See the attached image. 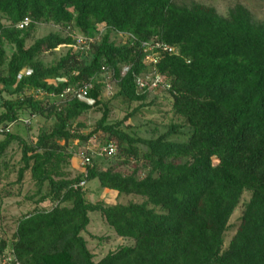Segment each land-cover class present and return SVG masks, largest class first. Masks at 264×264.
Here are the masks:
<instances>
[{
    "label": "trees",
    "instance_id": "trees-1",
    "mask_svg": "<svg viewBox=\"0 0 264 264\" xmlns=\"http://www.w3.org/2000/svg\"><path fill=\"white\" fill-rule=\"evenodd\" d=\"M25 19L30 24L21 30ZM39 24L69 32L27 47ZM99 26L104 32L96 39ZM116 33L135 41L121 45ZM77 35L92 40L88 51L73 50ZM154 37L176 51L157 66L174 119L165 133L147 140L121 126L159 99L149 100L135 83L147 71L139 42ZM5 46L12 48L9 55ZM59 48L67 51L57 61L41 60ZM27 70L32 74L25 76ZM106 75L116 85L111 99L135 106L114 124L108 123L109 100L102 98ZM60 77L67 83L55 84ZM83 84L92 85V105L60 99L66 88ZM0 97V159L13 143L21 152L16 181L0 189V202L27 172L38 197L35 209L16 220L11 246L20 264H264V23L244 6L221 16L200 3L172 0H0ZM96 109L101 117L88 135L72 130ZM25 113L44 120L31 145L9 132ZM99 133L114 143L121 163L107 169L91 163L85 181L141 203H91L83 189L73 188L84 176L68 177L65 147ZM9 169L0 161V184ZM45 202L54 206L45 210ZM239 207L238 225L226 241ZM90 213L133 244L94 261L82 236ZM6 246L0 242V253Z\"/></svg>",
    "mask_w": 264,
    "mask_h": 264
},
{
    "label": "rangeland",
    "instance_id": "rangeland-1",
    "mask_svg": "<svg viewBox=\"0 0 264 264\" xmlns=\"http://www.w3.org/2000/svg\"><path fill=\"white\" fill-rule=\"evenodd\" d=\"M177 5H186L190 3H200L202 5L214 8L217 13L221 16H226L228 9L234 5H242L251 13L253 19L257 22L264 23V0H172ZM3 24L6 25L4 21ZM69 32V31H68ZM66 30H63L54 25L39 24L35 25L30 31L29 38L26 42V46H31L36 39H40L48 36L49 34H60L68 35ZM6 52L9 55L12 52L10 46H5ZM67 49L59 48L55 52H47L41 56V60L50 65L57 61L61 56L66 53ZM103 81V80H102ZM114 87V92H116V85ZM163 90H159L156 93H150L149 100L155 97L159 99L156 105L153 106L150 111L142 112L132 117L128 121L122 123L121 129L128 135L134 138L141 139H154L159 135L163 134L167 130V126L170 121H173V116L169 111L168 103L163 99ZM3 96H5L3 94ZM1 98V97H0ZM102 98L104 101L109 100V118L108 123L114 124L124 120L125 116L130 113L132 108L135 106L128 107L126 104L122 103L119 99H111L102 89ZM166 98V97H165ZM111 99V100H110ZM1 104V103H0ZM101 113L96 109L86 115L82 116L78 120V124L82 125V128H77L76 125L73 127V131L82 134L83 136L88 135L94 128L95 123L100 119ZM29 120L28 124L24 122ZM44 120L41 118H32L27 113L22 114L20 121L13 124L9 128L11 134L17 135L23 139L27 144L31 145L35 142L38 135L39 129L43 126ZM187 132V131H184ZM0 139L2 137L0 136ZM107 139L102 134L99 133L91 140L86 143L80 144L77 141L69 143L65 147V153L70 156L68 159V164L65 167V171L70 179H75L83 175L84 170L81 167L80 155L88 152L95 154L92 156V163L97 165L102 169H107L109 167H116L121 163V159L118 155L113 157H100L97 156L99 149L106 143ZM61 145L63 143H60ZM21 152L18 144L13 143L7 151L4 153L3 157L0 159L2 162L8 163L10 166L9 178L14 181L17 176L18 167H20ZM133 166V164H131ZM121 171L128 172V167H120ZM106 189H101L98 182L91 181L87 182L84 188L86 195V200L91 203H101L104 205L112 206L115 204L126 205L130 202L141 203L142 199L135 196L120 197L118 198L115 193H108L104 191ZM109 191V190H107ZM110 192V191H109ZM35 188L33 187L29 173L27 172L24 177V184L21 191V195L18 198H11L2 202L0 205V242L6 241L7 245H11L12 237L16 227V220L22 215H26L35 209L34 201L38 198L34 196ZM247 198L244 195L243 200ZM19 204V207H17ZM21 204V205H20ZM54 205L50 202H45L42 204V208L45 210H50ZM241 215V207H239L230 219L229 225L230 229L226 234V241H229L234 235L235 227L238 225V220ZM89 226L82 236L87 242L88 249L93 254L95 261L104 257L108 252L114 251L117 247L123 245H132L133 240L129 239H119L117 238L113 231L105 224L103 219L98 213L89 214ZM101 239V240H100ZM3 252L0 253V264H3L2 259Z\"/></svg>",
    "mask_w": 264,
    "mask_h": 264
},
{
    "label": "built area",
    "instance_id": "built-area-1",
    "mask_svg": "<svg viewBox=\"0 0 264 264\" xmlns=\"http://www.w3.org/2000/svg\"><path fill=\"white\" fill-rule=\"evenodd\" d=\"M30 21L28 19L23 20L21 23L18 24L19 29H25L29 26ZM98 36L96 39H99V37L104 32V26L97 27ZM117 39L121 45H124L128 42H134V38L132 35L128 33H116ZM92 42L91 39L82 37V36H75L74 37V45L72 46L74 51H82L86 52L89 50V45ZM139 48L141 50L142 54V64L144 67L147 68V71L140 76H138L135 80L137 90L140 92H144L145 90L149 93H156L159 90H165L168 89L169 86L166 82V78H164L157 70V66L160 62V60L168 55L173 56L176 55V51L174 48L168 46L167 44L159 41L157 37L152 38L149 41L139 42ZM103 71H105L104 68H102ZM128 69L123 70V74ZM32 72L30 70H27L24 72L25 76L31 75ZM21 75L17 77L18 80H20ZM55 84H65L67 83V79L65 77L56 78L54 80ZM103 88L106 90L107 94L109 96H113L114 92V85L115 82L110 78L109 75H106V78L102 81ZM92 88L91 84H83L81 86L74 85L66 88L63 93L60 95V99H63L65 96H69L70 98H76L77 100L81 102H86L88 105H92L93 101L89 99V92ZM42 96L41 94L39 95ZM38 96V97H39ZM25 124L29 123V120L24 122ZM2 130H0V135L2 134ZM116 154V146L113 142L105 143L100 149L97 154V156L100 157H113ZM92 152L84 153L80 155L81 159V167L84 170L83 173V180L79 182L78 184L74 185L73 188H81L84 190L86 186L85 176H86V168L89 167L92 163V156H94ZM3 264H20L18 260L16 259V256L14 254V250L12 246L7 245L5 250L3 251L2 255Z\"/></svg>",
    "mask_w": 264,
    "mask_h": 264
},
{
    "label": "crops",
    "instance_id": "crops-1",
    "mask_svg": "<svg viewBox=\"0 0 264 264\" xmlns=\"http://www.w3.org/2000/svg\"><path fill=\"white\" fill-rule=\"evenodd\" d=\"M25 177V176H24ZM16 181V179L14 181H11L10 178L8 180H4L1 184H0V189L3 188L5 185L7 184H11V183H14ZM23 184H24V178L22 179L21 181V184L20 185H15L14 187H12V189H8L9 190V193H11L12 195L5 198V199H2L1 202H0V205L2 202H5L6 200H9L11 198H18L20 195H21V191H22V188H23ZM108 193H115L113 191H107V190H104ZM115 195L117 196V194L115 193ZM21 205V204H20ZM19 207V204L18 206ZM88 229V227H87ZM115 235V234H114ZM117 237V236H116ZM118 238V237H117ZM120 239V238H119ZM100 260V259H99ZM94 261H95V258H94ZM98 261V260H97Z\"/></svg>",
    "mask_w": 264,
    "mask_h": 264
}]
</instances>
